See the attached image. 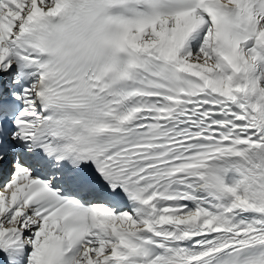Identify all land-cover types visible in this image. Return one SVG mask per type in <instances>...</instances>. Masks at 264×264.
<instances>
[{"label":"snow or ice","instance_id":"6c2138e0","mask_svg":"<svg viewBox=\"0 0 264 264\" xmlns=\"http://www.w3.org/2000/svg\"><path fill=\"white\" fill-rule=\"evenodd\" d=\"M0 264H264V0H0Z\"/></svg>","mask_w":264,"mask_h":264}]
</instances>
